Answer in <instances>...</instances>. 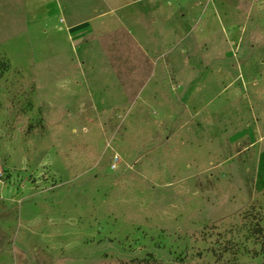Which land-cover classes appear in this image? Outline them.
I'll list each match as a JSON object with an SVG mask.
<instances>
[{"label": "rangeland", "instance_id": "374dc122", "mask_svg": "<svg viewBox=\"0 0 264 264\" xmlns=\"http://www.w3.org/2000/svg\"><path fill=\"white\" fill-rule=\"evenodd\" d=\"M62 1L0 0V264H264V0Z\"/></svg>", "mask_w": 264, "mask_h": 264}, {"label": "trees", "instance_id": "16d2710c", "mask_svg": "<svg viewBox=\"0 0 264 264\" xmlns=\"http://www.w3.org/2000/svg\"><path fill=\"white\" fill-rule=\"evenodd\" d=\"M8 68V65L4 61H0V74L4 72ZM256 232L261 231L260 224H256V228H254ZM260 252L264 256V242L261 243L260 246ZM149 262H152L153 264H159V262L156 260V258L151 254L147 253L145 257L142 258H132L129 261L123 259V260H117L115 259L112 263H106V264H150Z\"/></svg>", "mask_w": 264, "mask_h": 264}, {"label": "crops", "instance_id": "0c3cea01", "mask_svg": "<svg viewBox=\"0 0 264 264\" xmlns=\"http://www.w3.org/2000/svg\"><path fill=\"white\" fill-rule=\"evenodd\" d=\"M32 0H28V3H30ZM45 1V0H44ZM50 5H46L45 7V11L46 10H50L52 13L56 12V11H62V7H63V1L62 0H50ZM46 3H48L46 1ZM102 4H100V6H102V8H107L108 6L106 4H108L106 2V0H104V2H100ZM43 10V9H42Z\"/></svg>", "mask_w": 264, "mask_h": 264}]
</instances>
